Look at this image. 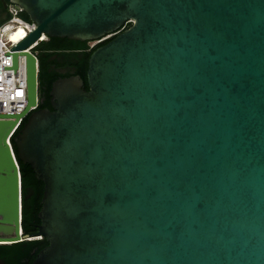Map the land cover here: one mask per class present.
<instances>
[{"label": "water", "instance_id": "1", "mask_svg": "<svg viewBox=\"0 0 264 264\" xmlns=\"http://www.w3.org/2000/svg\"><path fill=\"white\" fill-rule=\"evenodd\" d=\"M10 2L38 25L11 49L29 101L13 142L44 196L24 236L0 115V245L45 237L32 264H264V0ZM43 33L117 34L92 53L89 89L59 78L52 108L29 112L40 70L23 51Z\"/></svg>", "mask_w": 264, "mask_h": 264}, {"label": "trees", "instance_id": "2", "mask_svg": "<svg viewBox=\"0 0 264 264\" xmlns=\"http://www.w3.org/2000/svg\"><path fill=\"white\" fill-rule=\"evenodd\" d=\"M10 4V0H0V25L7 21L9 15L4 4ZM22 16L26 20H31L30 16L24 12ZM131 22L126 25L130 26ZM115 35L109 39L91 47V41H81L68 37H49L47 41L41 42L37 46L40 59L39 71V94L41 103L39 108L51 106V89L54 81L62 77L71 75H80L85 81V87L88 85L89 60L92 53L100 46L106 44ZM57 56L59 61L50 65L48 59ZM65 70L62 72L61 70ZM27 119L23 122L25 124ZM22 125V127H23ZM21 127V128H22ZM13 148L17 156V149L13 142ZM21 173L22 182V229L24 236H31L39 231L41 220L39 212L41 201L44 196V183L39 180L32 166L22 162L17 157ZM24 239L17 243L0 245V259L5 264H32L38 253L49 243L45 237Z\"/></svg>", "mask_w": 264, "mask_h": 264}, {"label": "built area", "instance_id": "3", "mask_svg": "<svg viewBox=\"0 0 264 264\" xmlns=\"http://www.w3.org/2000/svg\"><path fill=\"white\" fill-rule=\"evenodd\" d=\"M23 13L24 10L20 5L14 3L8 4L7 14L9 18L0 25V115H4L7 119L15 121V126L8 138V143L17 163V157L13 148V136L22 127L26 117H22L21 114L27 109L29 104L28 57L19 52L20 54L17 60H15L14 54L17 51L11 49L38 28L37 23L32 20H26L22 16ZM130 22L131 21H128L126 25ZM126 25L121 30L125 29ZM117 33L107 35L94 41L91 47L109 39ZM48 39L49 37L43 33L37 41L23 51L30 52L36 57L38 71L40 70V59L37 46ZM40 103L41 98L39 94L36 104L30 107L29 112L37 110Z\"/></svg>", "mask_w": 264, "mask_h": 264}, {"label": "flooded vegetation", "instance_id": "4", "mask_svg": "<svg viewBox=\"0 0 264 264\" xmlns=\"http://www.w3.org/2000/svg\"><path fill=\"white\" fill-rule=\"evenodd\" d=\"M58 61H59V59L57 58V56H53V57H51L50 59H48V63H49L50 65H54V64H56ZM61 71L64 72L65 70L63 69V70H61ZM48 108H52V104H51V106H49ZM0 264H5L4 261H3L2 259H0Z\"/></svg>", "mask_w": 264, "mask_h": 264}, {"label": "rangeland", "instance_id": "5", "mask_svg": "<svg viewBox=\"0 0 264 264\" xmlns=\"http://www.w3.org/2000/svg\"><path fill=\"white\" fill-rule=\"evenodd\" d=\"M93 43H94V41H91V42H90V45L93 44Z\"/></svg>", "mask_w": 264, "mask_h": 264}]
</instances>
